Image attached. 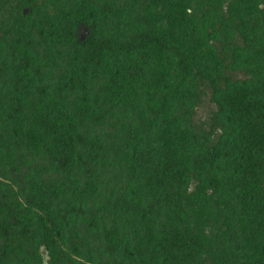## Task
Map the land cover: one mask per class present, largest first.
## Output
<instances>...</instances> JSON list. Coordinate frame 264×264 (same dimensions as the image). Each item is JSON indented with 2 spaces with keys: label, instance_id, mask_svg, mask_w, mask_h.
I'll return each instance as SVG.
<instances>
[{
  "label": "trees",
  "instance_id": "1",
  "mask_svg": "<svg viewBox=\"0 0 264 264\" xmlns=\"http://www.w3.org/2000/svg\"><path fill=\"white\" fill-rule=\"evenodd\" d=\"M0 264H264V0H0Z\"/></svg>",
  "mask_w": 264,
  "mask_h": 264
},
{
  "label": "rangeland",
  "instance_id": "2",
  "mask_svg": "<svg viewBox=\"0 0 264 264\" xmlns=\"http://www.w3.org/2000/svg\"><path fill=\"white\" fill-rule=\"evenodd\" d=\"M209 110L212 109V106H210V108H208ZM207 109V110H208ZM206 109L202 108L199 113H198V118H206L208 111Z\"/></svg>",
  "mask_w": 264,
  "mask_h": 264
}]
</instances>
